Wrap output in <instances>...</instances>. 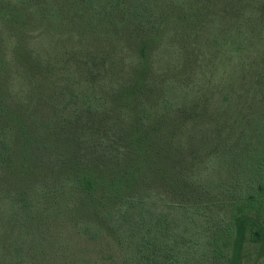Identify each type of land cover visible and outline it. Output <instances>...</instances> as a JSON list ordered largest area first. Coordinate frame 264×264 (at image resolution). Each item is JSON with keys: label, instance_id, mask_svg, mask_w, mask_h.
Segmentation results:
<instances>
[{"label": "trees", "instance_id": "obj_1", "mask_svg": "<svg viewBox=\"0 0 264 264\" xmlns=\"http://www.w3.org/2000/svg\"><path fill=\"white\" fill-rule=\"evenodd\" d=\"M261 259L264 0H0V264Z\"/></svg>", "mask_w": 264, "mask_h": 264}, {"label": "rangeland", "instance_id": "obj_2", "mask_svg": "<svg viewBox=\"0 0 264 264\" xmlns=\"http://www.w3.org/2000/svg\"><path fill=\"white\" fill-rule=\"evenodd\" d=\"M188 218L187 219H185L184 220V223L185 224H187L188 226H189V228H192V225H191V223H190V221H189V217H190V215L189 216H187ZM58 233V231H52L51 232V234H53L52 236L53 237H55L56 236V234ZM77 238V237H76ZM106 242V241H105ZM47 244V247L49 246V244H48V242H46ZM79 243H84V242H79ZM91 251V250H90ZM253 255V257L251 258V259H253L252 260V263L255 261V258H256V256H257V250L252 254ZM60 264H76V262H70V263H63V262H61ZM259 264H264V259H261L260 261H259Z\"/></svg>", "mask_w": 264, "mask_h": 264}]
</instances>
